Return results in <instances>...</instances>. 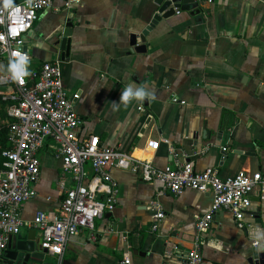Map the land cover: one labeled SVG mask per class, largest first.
Returning <instances> with one entry per match:
<instances>
[{
    "label": "crops",
    "instance_id": "0c3cea01",
    "mask_svg": "<svg viewBox=\"0 0 264 264\" xmlns=\"http://www.w3.org/2000/svg\"><path fill=\"white\" fill-rule=\"evenodd\" d=\"M198 1L189 11L173 4L157 23L159 0H79L69 10L57 1L60 10L41 11L28 33L29 67L60 62L68 94L78 96L81 135H97L161 167L191 163L223 178L264 172V0ZM129 84L155 98L124 105ZM39 158L38 196L22 209L28 240L41 233L37 212L55 215L63 185L74 183L52 144ZM113 176L120 185L116 210L70 241L63 264H187L212 196L192 189L173 195L126 169ZM153 199L166 214L158 222ZM244 223L239 227L228 211L214 213L203 238L206 264H264V193L252 194Z\"/></svg>",
    "mask_w": 264,
    "mask_h": 264
},
{
    "label": "built area",
    "instance_id": "2783aa9c",
    "mask_svg": "<svg viewBox=\"0 0 264 264\" xmlns=\"http://www.w3.org/2000/svg\"><path fill=\"white\" fill-rule=\"evenodd\" d=\"M57 1L62 2V9L69 10L79 0H13L10 9H4L0 0V63L4 64L0 70V94L10 103L8 138L12 145L3 151L4 169L0 171V260L10 237L27 225L23 205L38 196L37 185L42 177L39 153L49 143L62 160L65 174L74 182L69 188L63 185L65 196L55 215L40 210L34 220L43 233L42 248L47 250V256L56 258V264H63L67 247L77 234L83 229H95L99 219L116 210L120 185L113 176L114 169L130 170L144 182L158 181L173 195L192 189L212 196V210L198 219L196 240L187 253V264H206L203 238L212 227L214 213L228 211L239 227H245L252 194L264 193V172L245 171L223 178L217 169L197 171L191 163L161 167L153 159H136L119 146L104 145L97 135H81L83 120L75 109L78 96L68 94L60 62H44L37 70L29 67L28 33L41 11L60 10L56 8ZM17 51L28 58L26 71L30 74L22 80H13L9 71ZM5 88L12 92L6 93ZM150 208L154 222L166 216L159 200L153 199ZM254 246L259 247V242ZM124 263L129 264V260Z\"/></svg>",
    "mask_w": 264,
    "mask_h": 264
},
{
    "label": "water",
    "instance_id": "95a60500",
    "mask_svg": "<svg viewBox=\"0 0 264 264\" xmlns=\"http://www.w3.org/2000/svg\"><path fill=\"white\" fill-rule=\"evenodd\" d=\"M197 0H159L162 8L156 13L154 23L160 21L162 15L167 13L173 4L182 3L184 10L189 11V5H199ZM40 229V228H38ZM26 229H21L19 234L12 235L9 239L8 249L5 256L0 260V264H56V261L47 257V250L41 247L43 233L35 234L28 240L23 233Z\"/></svg>",
    "mask_w": 264,
    "mask_h": 264
},
{
    "label": "clouds",
    "instance_id": "9594fccd",
    "mask_svg": "<svg viewBox=\"0 0 264 264\" xmlns=\"http://www.w3.org/2000/svg\"><path fill=\"white\" fill-rule=\"evenodd\" d=\"M3 8L10 9L13 8V0H2ZM15 32V29H12ZM16 59L11 60L9 63V71L12 74L13 80H22L24 76L29 75L30 73L26 71V65L28 64V58L22 52L17 51L14 53ZM145 98L154 99L153 96H149V93L143 87H137L134 84L127 85L121 92L120 102L124 105H127L130 100L135 99L138 101H143ZM113 108L116 109L120 106L117 102H112ZM260 236H257V239H260Z\"/></svg>",
    "mask_w": 264,
    "mask_h": 264
},
{
    "label": "trees",
    "instance_id": "16d2710c",
    "mask_svg": "<svg viewBox=\"0 0 264 264\" xmlns=\"http://www.w3.org/2000/svg\"><path fill=\"white\" fill-rule=\"evenodd\" d=\"M9 104V102L3 100V96L0 94V171L4 169L5 158L3 157V151L12 148L8 138L10 120H8L7 116V107Z\"/></svg>",
    "mask_w": 264,
    "mask_h": 264
},
{
    "label": "rangeland",
    "instance_id": "374dc122",
    "mask_svg": "<svg viewBox=\"0 0 264 264\" xmlns=\"http://www.w3.org/2000/svg\"><path fill=\"white\" fill-rule=\"evenodd\" d=\"M0 119H1V116H0ZM68 176V175H67Z\"/></svg>",
    "mask_w": 264,
    "mask_h": 264
}]
</instances>
